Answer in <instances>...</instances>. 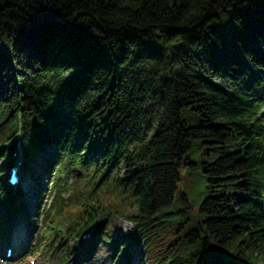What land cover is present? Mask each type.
<instances>
[{
  "label": "trees",
  "instance_id": "trees-1",
  "mask_svg": "<svg viewBox=\"0 0 264 264\" xmlns=\"http://www.w3.org/2000/svg\"><path fill=\"white\" fill-rule=\"evenodd\" d=\"M19 134L37 197L55 169L58 187L82 178L80 199L44 212L36 251L51 236L64 264L110 215L133 230L115 239L110 218L82 254L264 264V0H0V211L17 214ZM191 166L201 191L185 187Z\"/></svg>",
  "mask_w": 264,
  "mask_h": 264
},
{
  "label": "rangeland",
  "instance_id": "rangeland-1",
  "mask_svg": "<svg viewBox=\"0 0 264 264\" xmlns=\"http://www.w3.org/2000/svg\"><path fill=\"white\" fill-rule=\"evenodd\" d=\"M197 116L198 115L195 112L186 110L184 114V121L187 123V125H190V126L197 125L199 122V119L197 118ZM194 153L195 151L194 149H192L191 150L192 159L194 162H198ZM44 155L45 154L41 155V158ZM50 155L51 153L48 156ZM46 178H47V175L42 179V184L44 188H45V185H47L46 182L49 181ZM85 178L86 179L83 182L84 186L89 181L87 177ZM81 179L78 174H74V173L69 174L68 183L65 184L67 186V190H66L67 193L66 195H64L65 197H67L68 202H71L74 198L79 196L82 190V188L79 186V184L82 181ZM184 184H185V187H187L188 190H190V192H197V191L202 190L203 177L197 166H191L189 168V171L187 173H184ZM51 185L52 184L49 183L46 193H49ZM22 189L23 191H25V194L29 197L28 200L31 202H34L35 193H36V181L30 174H27L26 182L23 183ZM46 197L47 196H45V198ZM78 199H74V201L76 202ZM39 201L44 202L45 201L44 196L41 199H39ZM194 201L197 203L199 200L198 198H196ZM40 206L43 207V204L39 203L38 207ZM3 213H6V209H2L0 211V215ZM36 215H37V212L34 207V209L30 208L28 212H23L20 214H16V213L10 214L9 217L7 218L6 223H5L6 230H4L5 231L4 234L0 235V242L2 244V248H1L2 251L7 253V248L9 247H12L15 251V254H14L15 258L13 257L14 259H11L9 264H18V263H21V264H60L61 257L64 255L63 253L64 251H62V249L56 250V252L52 256H50L48 249H45V251H43L42 254H32V252L34 251L33 247H34V243L37 238L38 231L40 229V226L44 223ZM108 217L109 218L106 217L107 221L106 222L104 221V224L106 225L108 223V220L112 218L110 233L111 235L114 236L115 239H118V240L121 238L123 239L129 232L133 230V227L135 226L132 222L128 220H124L119 217L110 216V215H108ZM61 235L64 240V244L67 241H69V238H68L69 234L67 233L66 228L61 232ZM80 238L82 239V237H76V238H73L72 240L80 241ZM19 239L21 241H19ZM18 243L22 244L21 248L15 247L16 245H18ZM53 243H54V240L52 244H50L48 247L53 245ZM71 245H73V242H71ZM62 248L64 247L62 246ZM79 249H81V247ZM131 252L133 255L132 264H144L142 256L138 248L132 247ZM77 255H78L77 260L79 262L76 261V264L78 263L80 264V262L83 261L82 259L87 261L86 262L87 264H117L118 263L117 261H115V255H114V250L112 246L106 242L98 245L95 248L93 255L92 254L91 255L82 254L80 256L79 254ZM22 259L24 260L21 261ZM33 261H35V263H32Z\"/></svg>",
  "mask_w": 264,
  "mask_h": 264
},
{
  "label": "bare ground",
  "instance_id": "bare-ground-1",
  "mask_svg": "<svg viewBox=\"0 0 264 264\" xmlns=\"http://www.w3.org/2000/svg\"><path fill=\"white\" fill-rule=\"evenodd\" d=\"M19 241H21L20 239H19ZM23 243V242H22ZM15 247H17V248H21L22 247V244L21 243H18V245H16Z\"/></svg>",
  "mask_w": 264,
  "mask_h": 264
},
{
  "label": "water",
  "instance_id": "water-1",
  "mask_svg": "<svg viewBox=\"0 0 264 264\" xmlns=\"http://www.w3.org/2000/svg\"><path fill=\"white\" fill-rule=\"evenodd\" d=\"M201 229H202V227H201Z\"/></svg>",
  "mask_w": 264,
  "mask_h": 264
}]
</instances>
